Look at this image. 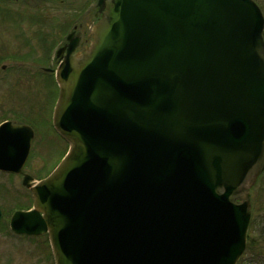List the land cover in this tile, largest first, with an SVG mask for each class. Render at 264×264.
Returning <instances> with one entry per match:
<instances>
[{
    "label": "water",
    "instance_id": "obj_1",
    "mask_svg": "<svg viewBox=\"0 0 264 264\" xmlns=\"http://www.w3.org/2000/svg\"><path fill=\"white\" fill-rule=\"evenodd\" d=\"M57 69L69 151L10 221L55 264H237L264 173V16L254 0H98ZM65 49H60L61 54ZM0 126V171L34 133ZM2 211L0 209V221Z\"/></svg>",
    "mask_w": 264,
    "mask_h": 264
},
{
    "label": "rangeland",
    "instance_id": "obj_2",
    "mask_svg": "<svg viewBox=\"0 0 264 264\" xmlns=\"http://www.w3.org/2000/svg\"><path fill=\"white\" fill-rule=\"evenodd\" d=\"M255 1L264 13V0ZM90 2L93 5L87 7ZM95 2L18 0L0 3V119L4 111H14L19 121L35 129V140L26 166L27 173L35 179L44 178L58 166L68 151V145L55 133L50 122L58 95L54 77L36 74L42 73L39 63H33L36 66L33 69L24 66L29 62L27 59H35L39 53L45 61L51 50L48 63H42L50 67L55 50L73 28V22L66 26L67 19L75 13L74 23L85 25L91 18L87 15L83 20L82 17L91 12ZM76 10L80 11L76 13ZM19 57L25 59H16ZM19 60L24 63L22 67L17 66ZM257 189L254 198H258V203L248 232L249 248L239 264L264 259V226L261 224L264 218V177ZM31 206V196L22 187L20 177L0 173V207L5 213L0 223V264H54L47 236H17L10 229L11 214Z\"/></svg>",
    "mask_w": 264,
    "mask_h": 264
},
{
    "label": "flooded vegetation",
    "instance_id": "obj_3",
    "mask_svg": "<svg viewBox=\"0 0 264 264\" xmlns=\"http://www.w3.org/2000/svg\"><path fill=\"white\" fill-rule=\"evenodd\" d=\"M98 19V16H96V14L93 15V20L89 23H86L85 25L80 23V24H74L73 25V29L72 31L69 33V35L67 36L66 38V41L61 43L59 45V47L57 48L58 50L59 49H65L61 54H59L58 57H56V53H55V56L54 58H52L51 63H50V67H45L42 65V63L46 64L48 63V60L49 58L51 57V50L50 53L47 55V58L44 59L42 58V55L41 53H39L35 59H27L29 60V62L24 66V67H28V68H32L33 67H36L34 64H38V65H41L40 66V72L42 73H36V74H43V75H47L49 77L53 76L54 77V71L57 69L58 65L60 64V62L62 61V58H64V56L66 55V52H67V45L69 43V40H71L70 42L71 43H75L76 44V48H75V53H78L80 51H83L84 48L90 44L91 40H92V25L94 24L95 21H97ZM69 39V40H68ZM16 59H25V58H16ZM16 61V60H14ZM21 61H17V66L20 65L21 67L24 65V63H20ZM34 63V64H33ZM43 66V67H42ZM3 68H5V66H3ZM19 69V68H17ZM20 70V69H19ZM35 74V75H36ZM5 114L4 116L1 117L0 119V125L4 124V123H10L11 124V127L13 126H19V125H26V126H29L30 128H32V130L34 131V135H35V129L27 124V123H23L21 121L18 120V114L14 111H11L10 112H6L4 111ZM50 122H51V125L53 126V114L51 115L50 117ZM33 147V146H32ZM30 157V156H29ZM29 160V159H28ZM29 161H27L28 163ZM27 163H26V166H27ZM24 167V170H23V173L22 174H7V175H13V177H20L21 180H23V177H24V174L26 173L27 174V171L25 170L27 167Z\"/></svg>",
    "mask_w": 264,
    "mask_h": 264
},
{
    "label": "trees",
    "instance_id": "obj_4",
    "mask_svg": "<svg viewBox=\"0 0 264 264\" xmlns=\"http://www.w3.org/2000/svg\"><path fill=\"white\" fill-rule=\"evenodd\" d=\"M257 203H258V198H255V202H254V213L256 212V205H257ZM253 222L255 223L256 221L253 220ZM261 222H262L261 224L264 226V218L262 219ZM248 248H249V245H248ZM257 263L264 264V259L261 257L260 258V261L257 262ZM257 263H254V261H253L251 264H257Z\"/></svg>",
    "mask_w": 264,
    "mask_h": 264
}]
</instances>
